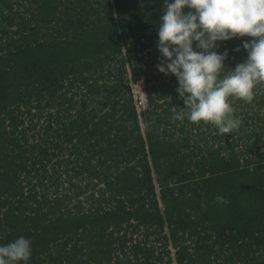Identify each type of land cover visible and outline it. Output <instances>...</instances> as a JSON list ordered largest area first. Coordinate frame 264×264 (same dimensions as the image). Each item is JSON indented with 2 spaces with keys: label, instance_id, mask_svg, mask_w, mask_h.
<instances>
[{
  "label": "trees",
  "instance_id": "trees-1",
  "mask_svg": "<svg viewBox=\"0 0 264 264\" xmlns=\"http://www.w3.org/2000/svg\"><path fill=\"white\" fill-rule=\"evenodd\" d=\"M164 4L0 0V246L30 239L27 264H264V85L230 98L238 130L191 123Z\"/></svg>",
  "mask_w": 264,
  "mask_h": 264
},
{
  "label": "clouds",
  "instance_id": "clouds-1",
  "mask_svg": "<svg viewBox=\"0 0 264 264\" xmlns=\"http://www.w3.org/2000/svg\"><path fill=\"white\" fill-rule=\"evenodd\" d=\"M237 37L251 38L242 44L247 59L221 76L228 53L217 51L218 42ZM158 38V71L177 78L187 119L211 124L220 134L238 130L242 121L234 118L230 98L251 103L256 86L264 85V0H165ZM184 118L183 111L174 116ZM215 202L230 203L220 195ZM30 256V239L0 246V264H27Z\"/></svg>",
  "mask_w": 264,
  "mask_h": 264
},
{
  "label": "rangeland",
  "instance_id": "rangeland-1",
  "mask_svg": "<svg viewBox=\"0 0 264 264\" xmlns=\"http://www.w3.org/2000/svg\"><path fill=\"white\" fill-rule=\"evenodd\" d=\"M133 94L137 101V106L143 107L145 103V99H144L143 85L141 82H139L136 85H133Z\"/></svg>",
  "mask_w": 264,
  "mask_h": 264
},
{
  "label": "built area",
  "instance_id": "built-area-1",
  "mask_svg": "<svg viewBox=\"0 0 264 264\" xmlns=\"http://www.w3.org/2000/svg\"><path fill=\"white\" fill-rule=\"evenodd\" d=\"M144 98H145V96H144Z\"/></svg>",
  "mask_w": 264,
  "mask_h": 264
},
{
  "label": "water",
  "instance_id": "water-1",
  "mask_svg": "<svg viewBox=\"0 0 264 264\" xmlns=\"http://www.w3.org/2000/svg\"><path fill=\"white\" fill-rule=\"evenodd\" d=\"M145 99V98H144Z\"/></svg>",
  "mask_w": 264,
  "mask_h": 264
}]
</instances>
